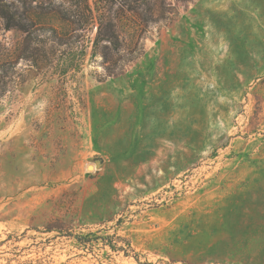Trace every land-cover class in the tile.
Returning <instances> with one entry per match:
<instances>
[{"label": "rangeland", "instance_id": "rangeland-1", "mask_svg": "<svg viewBox=\"0 0 264 264\" xmlns=\"http://www.w3.org/2000/svg\"><path fill=\"white\" fill-rule=\"evenodd\" d=\"M0 264H264V0H0Z\"/></svg>", "mask_w": 264, "mask_h": 264}, {"label": "crops", "instance_id": "crops-1", "mask_svg": "<svg viewBox=\"0 0 264 264\" xmlns=\"http://www.w3.org/2000/svg\"><path fill=\"white\" fill-rule=\"evenodd\" d=\"M161 56H163L166 59H172V58H175V53H167V52L164 53V52H162ZM172 74H173L172 75V86L173 85L175 86L177 84V82H178V78H175V71H173Z\"/></svg>", "mask_w": 264, "mask_h": 264}]
</instances>
